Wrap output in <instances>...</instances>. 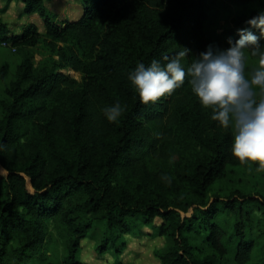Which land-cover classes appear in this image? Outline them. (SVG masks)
<instances>
[{
	"label": "trees",
	"instance_id": "16d2710c",
	"mask_svg": "<svg viewBox=\"0 0 264 264\" xmlns=\"http://www.w3.org/2000/svg\"><path fill=\"white\" fill-rule=\"evenodd\" d=\"M21 1L45 32L28 23L7 36L0 19V47L20 53L0 100V264H87L77 254L90 230L103 226L102 253L139 221L172 240L158 264H264V194L212 192L241 163L230 129L187 78L148 104L127 79L181 48L185 63L227 48L264 0H84L63 26L45 0ZM116 102L109 122L101 109Z\"/></svg>",
	"mask_w": 264,
	"mask_h": 264
},
{
	"label": "clouds",
	"instance_id": "9594fccd",
	"mask_svg": "<svg viewBox=\"0 0 264 264\" xmlns=\"http://www.w3.org/2000/svg\"><path fill=\"white\" fill-rule=\"evenodd\" d=\"M247 27L236 30L238 39L228 37L227 48L213 44L191 59L188 49L164 57V63L152 59L148 65L139 62L127 79L134 86L142 104L170 95L185 83L200 105L211 110L218 126L230 129V153L241 163L255 162L264 170V10L245 21ZM247 53V55H246ZM248 56L256 66L245 74ZM109 122L122 115L119 102L101 109Z\"/></svg>",
	"mask_w": 264,
	"mask_h": 264
},
{
	"label": "rangeland",
	"instance_id": "374dc122",
	"mask_svg": "<svg viewBox=\"0 0 264 264\" xmlns=\"http://www.w3.org/2000/svg\"><path fill=\"white\" fill-rule=\"evenodd\" d=\"M83 1L46 0L45 4L48 11H50L49 13L54 14L55 20L60 22L64 19L79 17L83 10ZM0 6H3L0 8L4 13L3 16L12 21L10 32L17 34L18 27L21 23H24V20L20 18L23 13L19 1L14 0L11 2L9 0L6 5L0 2ZM39 59L40 55L36 52L35 60L38 61ZM19 61L20 53L18 51L13 52L7 47H0V67L4 63L8 65L6 75L0 76V100L4 89L15 76ZM255 66V58L248 56L245 61V74L247 75ZM63 72L80 80V74L78 73L69 69ZM0 173L5 174L1 167ZM235 190L264 194V170L257 171L255 162L234 164L227 169L225 176L213 186L212 192L228 194ZM160 222L161 220L156 218L153 225H158ZM103 239V226L90 230L87 237L81 241V249L77 254V260L87 264H114L116 251H119L117 264H158L159 260L155 252H164L172 245L170 238L158 235L152 226L145 225L141 221L136 223L135 228L130 233L114 235L113 243L108 244L107 248L101 253L97 247L101 246ZM56 247L58 253H62L61 246L56 245Z\"/></svg>",
	"mask_w": 264,
	"mask_h": 264
},
{
	"label": "crops",
	"instance_id": "0c3cea01",
	"mask_svg": "<svg viewBox=\"0 0 264 264\" xmlns=\"http://www.w3.org/2000/svg\"><path fill=\"white\" fill-rule=\"evenodd\" d=\"M7 1H9V0H6V1L0 0V2H2L3 5H6L7 4ZM10 1L13 2L14 0H10ZM17 1H19L20 6H21V12L23 13V7H24V5H23V3H22L21 0H17ZM45 3H46V0H45ZM1 7H3V6H0V8ZM3 14L4 13L0 10V19L7 24V30H6L7 32H6V35L9 36L11 34H16V33H11L10 32V30H11L10 28H11L12 21H10L8 18H5L3 16ZM79 17H77V18H79ZM20 18H21V20H24V23H21L20 27H18V30L16 31L17 34L20 33L21 30H22V28L26 24H28V23L35 24L37 26L39 32H41V33H44L45 32V25H44V22L45 21H44V18L41 17V16H39L38 14H31V15H25V14H23V15L20 16ZM77 18H74V19H77ZM74 19L68 18V19H64L63 21H60V22L54 19L53 22L56 23L57 25L63 26V23H64L65 20H74Z\"/></svg>",
	"mask_w": 264,
	"mask_h": 264
}]
</instances>
